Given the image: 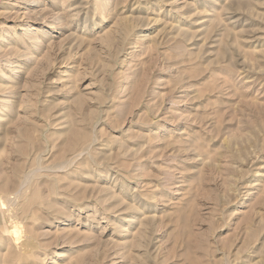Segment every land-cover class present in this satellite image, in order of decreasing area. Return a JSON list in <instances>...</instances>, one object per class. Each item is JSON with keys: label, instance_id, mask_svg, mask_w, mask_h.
<instances>
[{"label": "rangeland", "instance_id": "rangeland-1", "mask_svg": "<svg viewBox=\"0 0 264 264\" xmlns=\"http://www.w3.org/2000/svg\"><path fill=\"white\" fill-rule=\"evenodd\" d=\"M0 203V264H264V0H0Z\"/></svg>", "mask_w": 264, "mask_h": 264}, {"label": "bare ground", "instance_id": "bare-ground-1", "mask_svg": "<svg viewBox=\"0 0 264 264\" xmlns=\"http://www.w3.org/2000/svg\"><path fill=\"white\" fill-rule=\"evenodd\" d=\"M126 21V20H125ZM5 201V200H4ZM6 203V202H5ZM1 204V203H0ZM1 206V205H0ZM8 211V210H7ZM6 212V211H5ZM15 214H16V212H15ZM17 215H18V213H17ZM11 219V218H10ZM13 223V222H12ZM18 234V233H17ZM21 234V233H20ZM26 237V236H25ZM261 253V252H260ZM263 258V257H262ZM247 262V261H246ZM259 263V262H258Z\"/></svg>", "mask_w": 264, "mask_h": 264}]
</instances>
